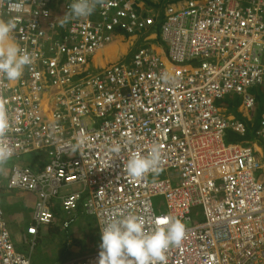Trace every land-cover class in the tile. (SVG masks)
Wrapping results in <instances>:
<instances>
[{"label": "built area", "instance_id": "obj_1", "mask_svg": "<svg viewBox=\"0 0 264 264\" xmlns=\"http://www.w3.org/2000/svg\"><path fill=\"white\" fill-rule=\"evenodd\" d=\"M53 1L25 0L15 14L0 0V18L19 15L13 38L34 57L18 81L0 76L10 160L33 152L48 158L43 168L14 167L0 182L36 198L24 241L34 245L40 230L56 222L59 203L68 214L82 208L95 217L100 236L103 226L128 215L143 219L148 231L158 220H182L185 238L167 250V264H264V187L260 192L253 181L264 164L251 149L226 144L227 132L244 129L218 107L238 96L250 113L256 110L251 90L264 92V0L168 6L161 26L165 59L146 43L130 67L115 66L78 85L117 32L143 37L155 18L139 15L136 0H98L90 16L68 19L66 36L54 41L49 33L62 22L53 19ZM115 143L124 149L119 156L109 151ZM153 144L161 147L162 171L128 177L129 155H147ZM157 198L164 210L158 214ZM195 208L203 209V221L189 227ZM98 258L66 264H98ZM0 264H31L15 248L1 202Z\"/></svg>", "mask_w": 264, "mask_h": 264}, {"label": "clouds", "instance_id": "obj_2", "mask_svg": "<svg viewBox=\"0 0 264 264\" xmlns=\"http://www.w3.org/2000/svg\"><path fill=\"white\" fill-rule=\"evenodd\" d=\"M185 1L187 0H176L173 3H165L163 5L164 10L162 14H160L157 11V7H155V9L153 10L149 9L148 5L146 6L144 4L145 2H148L147 0H136L135 2V8L139 15H142L144 17L153 16L155 18V25L149 31V33L151 34L152 48L154 49V46L157 45V43L160 44L163 50V54H159L155 49L154 50L160 56H163L164 59L168 55L167 46L161 40V26L164 22L165 10L167 9L168 6L178 5V4L181 5ZM68 3H70V0H68V2L65 4H64V0H54L52 2V8L54 11L53 13H55L57 20L62 22L61 24L62 26L59 27L58 29L59 33L64 36H66V31L67 28L69 27L68 19L90 16L95 10L98 0H72V3L70 5V13L65 16L64 14H66V12L64 10ZM24 9H25V0H8L7 2V11L9 13L20 14L24 11ZM18 19H19V15L10 16L8 19L0 18V76L6 78L9 82L18 81L23 76L25 68L31 65L34 60L32 53H30L26 48L21 47V45L13 38L12 34L14 30H16L17 28ZM121 33L123 32H117L115 34L113 41L105 44L98 51L117 41H122L123 43L130 44L131 42L130 40L137 37L136 35H128L127 33H124L126 37L122 38L120 37ZM140 40L142 41V45L137 46L138 47L137 49H135L136 47L132 49L133 52L131 54V57L127 59L128 63H124L123 61L125 60H123L120 62L111 63L102 68H98L96 66L91 65L92 62L91 60L89 69L85 74H83L82 76H80L75 80V84L78 85L80 83H85L89 79L97 77L98 75L103 73H105V75L107 76L108 72H111L109 70L115 66L123 65L126 67H130L132 65V59L134 55L137 53V51L143 46L147 47L143 43L144 36L141 37ZM164 47H165V51L163 49ZM96 53L94 54V56L96 55ZM164 79L167 80L168 77L165 76ZM253 90H251V94L256 99V108H257L260 107V104L258 102L257 95L253 93ZM261 107H263V112L260 117L262 120V115L264 113V101H262ZM261 120H260V124H261ZM236 121L244 129L243 134L240 133L239 134L244 135L248 123L243 124L239 122L240 120H236ZM9 129H10V122H9L8 110L6 105L3 102H0V165H3L7 161H9L14 154L13 146L8 140ZM229 132L233 133L234 131L230 130ZM260 132H261V128L256 132L257 140H254L252 145L249 147H245L242 146L241 144L234 142H230V144L231 143L237 144L245 149H251V151H253L256 154L257 160L264 164V141L260 137ZM258 141L260 142L258 145L260 147L259 149L256 146V142ZM129 142L130 143L132 142V138H130ZM83 143H84V139L81 138L78 141V145ZM109 151L111 153H114L116 156H119L122 153V151H124V149L119 143H115L110 146ZM33 153H41V152H33ZM162 158L163 157H162L161 147L158 144H153L147 155H143L139 152L131 153L128 159L126 160V162H124L123 168L128 177H131L133 179H140L150 172L158 174L160 171H162L160 167L162 163ZM253 181L257 185L259 191L261 192L264 187V167H261V169L256 173V175H254ZM78 210H81L83 215H87L82 208ZM77 211L72 214H68L67 212L63 211L60 206H58V209L55 210V214L56 212H59V215L66 217V221H67V220H71L72 215L77 213ZM55 218L57 221L58 217L55 216ZM55 223L51 226L54 227L56 225ZM165 223L167 224L166 227L161 226L164 225ZM92 227H97L98 229L97 231L100 237L99 238L100 244L98 245L99 246L98 248L87 254H81L80 250L77 249L78 254L76 257L67 258V259L57 258L53 260V258H55L53 256L49 260V262L55 261L56 264H66L72 261H76L78 259L82 260L88 256L99 254L98 264H167V256H166L167 250L170 247L180 246L185 238L187 231L185 223L180 219L170 220L168 222H165L164 220H158L155 229L148 231L145 229L144 220L136 215H128L127 217H124L119 220H114L108 223L107 225L101 228V236L96 218H95V222L92 224ZM46 228L47 230L51 229L50 226L43 227L40 230L38 236H40L41 234L45 235L44 230ZM9 233L17 250V243L15 242V239L11 234L10 230ZM24 237L22 241L26 243L24 241ZM36 241L37 239L34 241V245L31 243V241L29 243L23 244L24 246L30 245L31 247L30 253L28 255L24 254L30 260L31 264H35L32 258V252L35 249L34 247L36 246ZM48 258H50V256ZM44 260L46 261L45 257Z\"/></svg>", "mask_w": 264, "mask_h": 264}, {"label": "crops", "instance_id": "obj_3", "mask_svg": "<svg viewBox=\"0 0 264 264\" xmlns=\"http://www.w3.org/2000/svg\"><path fill=\"white\" fill-rule=\"evenodd\" d=\"M174 1L176 0H168L166 3H173ZM67 2L68 0H64V4ZM50 35L55 41H58L61 38L64 39L63 38L64 35H61L59 33V30H57L56 34L51 33ZM132 44L136 46L133 42ZM133 48L134 47L130 45L129 43H123L122 41H117L111 45L104 47L100 51H98L96 55L93 57L91 65L96 66L98 68H102L111 63L127 60L129 57H131ZM154 49L159 54H163L162 47L158 48V46L155 45ZM163 49L165 51V47ZM233 97H237V96L227 97L218 103L219 109L225 115L231 118H235L236 120H240L244 123H252V122H255L257 119H259L258 121L261 120L260 118L261 115L259 117V114H260V110L261 109L263 110V107H257L255 111L250 112V113L244 112L241 108L242 100L239 97H237L240 101L239 102L237 101L238 99H236V101L239 102L237 103L235 101V98ZM259 108L261 109L259 110ZM259 143H260L259 141L256 142V146L258 147V149L260 148L258 146ZM47 162H48V158H46L44 154L42 153H31V154L23 156L19 160L12 161V162H6L5 163L6 165L4 166L0 165V182L1 180H3L4 184L7 182L6 179L8 178L9 172H10L9 168H14V166L16 165L43 168V166L47 164ZM5 177L7 178L3 179ZM0 202L4 208L5 219L8 224L9 230L11 234L13 235L15 242L17 243V246L26 244L22 241V239L24 236H27L26 235L27 228L34 224L33 211H34V205L36 202V198L27 193H23L19 191H8L5 188V186H3L0 188ZM18 208L21 211V215H18L16 213V210ZM77 222H79V219L77 220ZM56 227H57L56 229H51V230L48 229L47 231L44 230L45 234L48 233L46 236H50L52 233H59L60 231L58 230L63 229L59 223L57 224ZM42 245L43 244H40V247H38L39 250L42 252L44 250L46 251V248H44L43 250ZM46 253H47L46 254L47 258L49 257V255H50V258H52L53 256L56 257L55 256L56 251L54 248H51V251L49 252L46 251ZM47 261L48 260H46L45 262Z\"/></svg>", "mask_w": 264, "mask_h": 264}, {"label": "rangeland", "instance_id": "obj_4", "mask_svg": "<svg viewBox=\"0 0 264 264\" xmlns=\"http://www.w3.org/2000/svg\"><path fill=\"white\" fill-rule=\"evenodd\" d=\"M168 0H149L148 2H145L144 4L147 6L148 5V8L153 10L155 9V7H157V11L162 14L163 13V10H164V4L167 2ZM141 37L140 36H137L135 38L132 39L131 41V45H132V42L136 45L135 47L137 46H140L142 45V41L140 40ZM157 46L158 48L160 47L161 48V45L157 43ZM137 49V48H135ZM128 60H125L123 61L124 63H128L127 62ZM242 99V98H241ZM230 132H227L226 133V144H229L230 143V140H228V134ZM6 164H3L2 166H4ZM161 178H164L165 175L164 174H161L160 175ZM7 177L3 178V179H6ZM154 203H155V211L156 213L158 214L159 212H164L163 210V200L161 198H157L154 200ZM31 204V203H30ZM16 213L18 215H21V211L19 210V208L16 210ZM203 215H204V211L203 209L201 208H195L193 210V213L191 215V218H192V223L189 224L188 226L189 227H192V226H196L198 225L200 222L203 221ZM66 217L62 216V215H58V220L56 221V225L54 227L50 226L51 229H56L57 227V224L59 223L60 226L63 228V230H66L68 229L69 230V233L70 235H73V236H79L81 235V233L87 237V238H90L91 236V233L87 230H93L96 234H98V229L97 227H92V224L95 222V218L93 217H90V216H87V215H83L82 217V220L79 219V222H74V223H71V220H67L66 222ZM65 222V227L62 226ZM50 229V230H51ZM45 231H47V228L45 229ZM48 233H46L45 235H40L38 236L37 238V241H36V246L34 247V251L32 252V258L35 262V264H56L55 261H50L49 260L51 258H47L46 256V251L49 252L51 251V248H54L56 253H55V258L54 259H57V258H61V259H67V258H73V257H76L77 254H78V250L75 249L74 247H69L70 244L69 243H64L62 241H52V240H49L52 235L54 233H52L50 236H46ZM50 234V233H49ZM94 237V236H93ZM91 237V239L93 238ZM72 240V239H70ZM40 244H43L42 245V248L44 250V248H46V251L44 250L43 252L39 250L38 247H40ZM70 248V249H69ZM17 250L20 252V253H23V254H26L28 255L31 251V247L30 245H18L17 246ZM44 256L46 257V260H48L47 262H45L44 260ZM50 256V255H49Z\"/></svg>", "mask_w": 264, "mask_h": 264}, {"label": "trees", "instance_id": "obj_5", "mask_svg": "<svg viewBox=\"0 0 264 264\" xmlns=\"http://www.w3.org/2000/svg\"><path fill=\"white\" fill-rule=\"evenodd\" d=\"M253 93L257 95L258 102H259L260 107H261L262 101H264L263 92H261L258 89H255V90H253ZM229 97H232V96H229ZM233 98H235V101H236V99H238L237 97H233ZM237 101H239V99ZM239 102H237V103H239ZM260 109L261 108H259V110ZM262 112H263V110L261 109L259 117L262 114ZM258 120L259 119H257L255 122L247 124L246 132L244 135H240V134H237L234 132L233 133L230 132L228 134V140H230V142L241 144L242 146H245V147L251 146L253 141L257 140L256 132L261 128L260 121H258ZM239 122L245 124L242 121H239ZM58 215H59V212H56L55 216L58 217ZM82 217H83L82 211L78 210L77 213L72 215L71 223L76 222L78 219H82ZM62 226L65 227V222ZM87 230L91 233L90 238L85 237L82 233L79 236H73V235H70L68 229L63 230V231L59 229L58 231H60V232L54 233L53 236L51 237V239H49V240H52L54 242L62 241L64 243H69L70 244L69 247H74L75 249H79L81 254H87V253L92 252L96 248H98L99 247L98 245L100 244L99 234H96L93 230H89V229H87ZM91 237H93V238L91 239ZM70 239H72V240H70Z\"/></svg>", "mask_w": 264, "mask_h": 264}, {"label": "flooded vegetation", "instance_id": "obj_6", "mask_svg": "<svg viewBox=\"0 0 264 264\" xmlns=\"http://www.w3.org/2000/svg\"><path fill=\"white\" fill-rule=\"evenodd\" d=\"M53 19H56V15L54 14V16H53ZM120 36H122V38H125L126 37V35L124 34V33H121V35ZM145 39H148L147 41H145L146 43H150V45L152 46V43H151V34L148 32V33H146L145 35H144V40ZM130 41H132V40H130ZM144 41H143V43H144V45H146V43H145ZM131 43V42H130ZM142 44V43H141ZM131 45V44H130ZM132 46L133 47H135L133 44H132ZM58 209V205H57V208L55 209V210H57Z\"/></svg>", "mask_w": 264, "mask_h": 264}, {"label": "bare ground", "instance_id": "obj_7", "mask_svg": "<svg viewBox=\"0 0 264 264\" xmlns=\"http://www.w3.org/2000/svg\"><path fill=\"white\" fill-rule=\"evenodd\" d=\"M1 17V16H0ZM5 19H7V18H5ZM116 54V53H115ZM117 56V55H116ZM12 161H16V159H12V160H9V161H7V162H12ZM14 167H20V166H18V165H16V166H14ZM10 169V172H9V176H10V174H11V172H12V170L14 169V168H9ZM58 206H59V203H58Z\"/></svg>", "mask_w": 264, "mask_h": 264}]
</instances>
